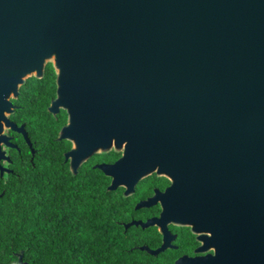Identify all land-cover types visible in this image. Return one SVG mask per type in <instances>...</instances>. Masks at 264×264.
Segmentation results:
<instances>
[{
	"label": "water",
	"instance_id": "95a60500",
	"mask_svg": "<svg viewBox=\"0 0 264 264\" xmlns=\"http://www.w3.org/2000/svg\"><path fill=\"white\" fill-rule=\"evenodd\" d=\"M48 62L72 173L113 144L135 180L170 143L208 158V195L227 156L264 179V0H0V141L9 99Z\"/></svg>",
	"mask_w": 264,
	"mask_h": 264
},
{
	"label": "flooded vegetation",
	"instance_id": "af4514ba",
	"mask_svg": "<svg viewBox=\"0 0 264 264\" xmlns=\"http://www.w3.org/2000/svg\"><path fill=\"white\" fill-rule=\"evenodd\" d=\"M20 87L5 115L13 126L1 131L0 226L12 194L19 195L39 177L51 181L62 169L63 179L73 182L91 174L96 218L113 225L110 246L123 251L119 264H264V179L255 160L245 163L249 159L243 156H227L221 166L212 164L210 173L219 172L221 181L216 183L221 187L209 195L208 158L181 156L170 143L161 155L146 158L144 172L135 180L137 165L123 155V146L113 144L80 160L72 173L65 156L71 141L57 139L67 122L65 111L52 114L45 107L61 123L54 137L39 145L12 102ZM51 127L48 122V136ZM59 149L61 160L53 163L52 153ZM13 254L18 264L20 251Z\"/></svg>",
	"mask_w": 264,
	"mask_h": 264
},
{
	"label": "trees",
	"instance_id": "16d2710c",
	"mask_svg": "<svg viewBox=\"0 0 264 264\" xmlns=\"http://www.w3.org/2000/svg\"><path fill=\"white\" fill-rule=\"evenodd\" d=\"M54 71L46 63L40 78L30 77L21 85L16 100L21 120L39 145L53 138L60 116L52 117L45 107L54 97ZM62 115V114H61ZM48 122L52 127L46 132ZM42 143V144H41ZM52 153V162L61 160ZM62 169L51 181L39 177L12 194L0 226V264H15L21 253L26 264H119L118 246H110L113 225L96 218L97 200L91 174L78 181L63 179Z\"/></svg>",
	"mask_w": 264,
	"mask_h": 264
}]
</instances>
